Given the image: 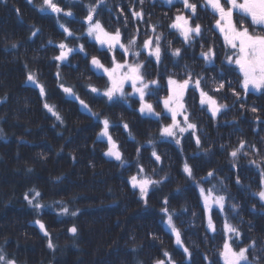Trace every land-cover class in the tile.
I'll return each instance as SVG.
<instances>
[{
    "label": "snow or ice",
    "instance_id": "1",
    "mask_svg": "<svg viewBox=\"0 0 264 264\" xmlns=\"http://www.w3.org/2000/svg\"><path fill=\"white\" fill-rule=\"evenodd\" d=\"M28 2L31 3V0ZM138 3L141 6L139 10L135 5L128 8L133 20L138 22L131 33L127 32V16L123 20L124 32L119 27L114 31L105 27L100 15L107 9L106 0H89L87 4L83 0H42V4L33 5L44 16H54L55 26L62 37L59 41L51 38L47 41V46L57 52L51 57L56 67L57 88L64 98L78 102L79 111L93 122L94 127L99 128L96 141L106 144L103 156L122 170L135 169V173L127 177L126 183L145 212L155 211L150 200L175 180L170 171L171 163L167 165L169 170H165L167 153H160L157 145L166 143L175 146L179 158L177 174L183 184H177L174 191L158 200L159 211L156 214L175 247L182 250L185 257L183 264H191L192 251L185 242V233L197 227V219L204 229L205 242L214 241L217 236L221 238V246L216 248L213 258L210 259L207 253L203 255L206 264H264V240L247 236L242 231L240 225L245 220L241 210L244 206L237 200V194L246 193L249 199L256 201L247 211L264 217V148L248 141L243 135L238 136L235 143L229 140L218 147L215 142L206 146L207 140L202 136L207 138L208 134L203 131L197 116V111L207 115L218 127L222 117L235 111L236 115L225 121L232 126L233 134L243 133L240 124L244 122L255 133L264 131V105L249 103L250 96L264 98V0H161L162 6L169 11L176 9L172 16L164 13L169 20L166 26L160 22L151 23L150 14L145 19L142 7L145 0H138ZM177 5L181 7L177 8ZM73 7L84 12L82 18L72 11ZM107 10L111 13V9ZM124 11V8H120V15H124ZM201 12L213 18L210 26L199 22ZM72 22L80 27L73 29L69 26ZM141 24L143 29L139 26ZM165 27L167 34L179 41V47L173 46V40L168 39L165 31L158 30ZM39 35H42L41 28L31 25L28 40L34 41ZM19 46L14 42L11 49ZM88 47L94 48L100 55L92 54ZM4 51L9 49L6 47ZM190 51L193 62L201 66L199 72L187 62L181 64ZM77 56L84 62L86 72L104 81L103 87H99L91 82V77H87L82 84L87 95L101 99L109 109H131L141 123H155L156 133L147 131V138L141 142L122 114L118 119H113L110 114L94 111L81 99L76 86L67 84L61 73V68L65 66L80 72L79 64L72 63ZM165 61L182 71L169 72ZM151 65H155L154 74L147 71ZM24 68L25 84L38 89L43 108L63 125L64 118L57 106L48 102V92L38 72L30 70L27 64H24ZM209 71L215 75L209 76ZM78 79H85L83 72H80ZM7 99V95L0 98V104L6 103ZM253 124L256 127H252ZM114 129L124 134L125 142L133 144L134 159L125 156L121 143L113 136ZM0 138H5L3 129H0ZM260 143L264 145V137H261ZM186 145H194L188 155L185 154ZM144 153L149 154L145 157ZM218 153L225 155L230 166L227 176L220 175L222 168L213 166ZM167 158L171 160V157ZM145 159L150 171L143 162ZM244 161L258 173L256 191L252 190L251 184L243 182ZM27 171L31 172L32 169ZM230 185L236 187L237 194L231 191ZM188 192L195 194L199 213L191 210L192 205L185 195ZM42 195L38 189L32 188L24 194V200L37 214L33 223L47 239V248L55 252L57 245L46 224L39 218L40 213L54 205L59 206L57 215L61 217H75L79 211L70 210L62 200L54 201L52 205L41 203ZM178 198L184 199L179 209L171 203ZM257 204L260 206L259 212ZM188 216L191 219L185 220ZM217 219L221 221L219 228ZM234 220L238 223H233ZM247 223L251 231L254 226L251 221ZM67 232L75 238L79 229L73 224L67 228ZM150 235L153 241L159 239L154 233ZM130 251L136 253L138 249L132 248ZM0 264H17V261L0 247ZM136 264L143 262L137 260ZM152 264L177 262L172 252L162 249L160 256L153 258Z\"/></svg>",
    "mask_w": 264,
    "mask_h": 264
},
{
    "label": "trees",
    "instance_id": "2",
    "mask_svg": "<svg viewBox=\"0 0 264 264\" xmlns=\"http://www.w3.org/2000/svg\"><path fill=\"white\" fill-rule=\"evenodd\" d=\"M135 2L136 0H106L107 9H111V13L105 9L100 15L105 27L108 30L119 27L124 32L123 20L124 16H127L128 33L133 32L138 22L133 20L128 8L135 5ZM145 2L147 3L146 0ZM83 3L87 4L89 0H83ZM40 4L42 0H31V3L28 0H0V98L5 95L8 97L6 103L0 104V129H3L5 137L0 138V247H3L10 257H14L17 264H136L137 260L143 264H152L153 258L159 257L162 249L172 252L177 264H183L185 257L182 250L175 247L156 214L159 211L158 200L174 191L177 184H183L182 178L177 174L179 158L175 146L166 143L157 145L160 153H167V157H171V160L165 157V170H169L167 165L171 163L173 166L170 171L175 180L150 200L155 211L145 212L126 183L127 177L134 174L135 169L122 170L115 162H109L103 156L106 144L96 141L99 128L94 127L93 122L79 111L78 102L64 98L57 88L55 62L51 60L57 52L47 46V41L49 38L59 41L62 37L55 26L54 16L46 17L33 7ZM135 7L136 10L140 9L136 5ZM120 8H124V15H120ZM143 9L145 19L149 18V14L151 17V8L144 6ZM72 11L81 18L84 15L78 7H73ZM62 22L67 23L63 20ZM31 25H36L42 30V35L34 41L28 40ZM69 26L73 29L80 27L75 22ZM139 26L142 29L144 27L142 24ZM208 35L211 37L212 34ZM172 40L173 46L178 47L179 41L175 38ZM14 42L20 45L17 49H11ZM6 47L9 49L7 52L4 51ZM196 54H199L198 47ZM76 58L79 59L76 61ZM186 58L193 67L201 68L198 63L193 62L191 51L183 61H187ZM73 60L74 64H79L85 79H78L80 72L66 66L61 68L62 76L67 84L76 86L81 99L94 111L110 114L113 119H118L122 114L133 126L137 139L141 142L147 138V131L156 133L155 123H141L131 109H109L101 99L87 95L82 87L87 77H91V82L99 87H103V82L92 73L86 72L84 62L79 56L73 58L72 63ZM183 61L182 63H185ZM24 64H27L30 70L38 72L40 81L46 86L48 102L55 104L64 118L63 125L43 108L38 89L25 84ZM211 74L209 71L208 75ZM163 94L162 92L161 95ZM249 103L264 105V98L250 96ZM234 115L235 111L230 112L217 127L207 115L197 111L201 127L208 134L207 138L202 136V139L207 140L206 146L215 142L218 147L220 143H228L229 140L235 143L237 137L243 135L248 141L264 148L260 143L264 131L253 132L247 122L240 124L243 133L233 134L232 126L225 121L231 120ZM248 116L251 120L250 113ZM252 127L256 125L253 124ZM112 132L114 138L121 143L125 156L130 160L134 159L133 144L125 142L124 134L120 130L114 129ZM193 149L194 145H186L185 154H190ZM149 153H144L145 157ZM143 162L150 171L147 160ZM243 163L246 165V161ZM213 166L223 169L221 176L229 175L230 166L225 155L218 153L213 160ZM29 168L32 169L31 172L27 171ZM58 177L60 179H57ZM257 178L256 170L246 165L242 179L245 184L252 185L253 191L257 190ZM32 188L43 194L41 203L52 205L54 201L62 200L70 210L79 211L75 217H61L57 215L59 206L54 205L53 208L46 207L40 213L39 218L46 224L53 242L57 245L55 252L47 248V239L33 223L37 214L24 200V194ZM230 188L237 194L235 186L230 185ZM185 195L188 203L192 205L191 210L199 213L195 194L188 192ZM237 200L244 206L241 215L245 223L240 227L248 235L244 230L249 228L247 222L251 221L255 227L253 217L255 216L257 221L259 215L250 214L247 209L256 201L249 199L243 192L237 194ZM171 203L179 209L184 199L178 198ZM257 208L260 209L259 204ZM188 219L191 217H185V220ZM220 222L217 219L218 228ZM195 223L197 227L185 233V242L192 251L191 264H206L203 255L207 253L210 259L213 258L216 248L221 246V238L217 236L214 241L205 242L201 221L197 219ZM233 223L238 221L234 220ZM73 224L79 229L75 238L67 232V228ZM150 233H154L159 239L153 241ZM253 233L260 236L258 232ZM132 248H137L138 251L132 253Z\"/></svg>",
    "mask_w": 264,
    "mask_h": 264
},
{
    "label": "flooded vegetation",
    "instance_id": "3",
    "mask_svg": "<svg viewBox=\"0 0 264 264\" xmlns=\"http://www.w3.org/2000/svg\"><path fill=\"white\" fill-rule=\"evenodd\" d=\"M181 7L180 5H177V8ZM150 11H151V23H157V22H160L162 23L163 25H167L169 20L168 18L164 15V13H168V16H172L175 12H176V9L173 8L171 11L168 10V8L166 6H162L161 4V0H155V3H152L150 2ZM212 17L211 15H205L203 12H201V20L199 21L200 23H202L203 25L205 26H210V24L212 23ZM159 31H165L166 35L167 34V30H166V27L165 28H161V29H158ZM174 37L171 36V35H168V39H173ZM177 42V41H175ZM187 59V58H186ZM167 64V66H170L168 63H165ZM171 68V66H170ZM163 69V68H161Z\"/></svg>",
    "mask_w": 264,
    "mask_h": 264
},
{
    "label": "rangeland",
    "instance_id": "4",
    "mask_svg": "<svg viewBox=\"0 0 264 264\" xmlns=\"http://www.w3.org/2000/svg\"><path fill=\"white\" fill-rule=\"evenodd\" d=\"M179 46H180V44H178V47H179ZM188 60H189V59L187 58V61H183V62H187V63H189ZM74 61H75V60H73V63H74ZM76 61H77V59H76ZM181 64H183L182 61H181ZM189 64L191 65V63H189ZM194 68H195V70H199V71H201V68H200V69H198L197 67H194ZM147 71H148L149 73L154 74V72H155V67H154V65L149 66V67L147 68ZM168 71H169V72H172V71L180 72V71H182V69H181V68H173V67L170 68V66H168ZM199 71H198V72H199ZM212 74H213V72H212ZM212 74H211V76H212ZM101 82L104 83L103 80H101ZM223 119H224V117H222V118L220 119V121H222ZM259 211H260V209L257 208V212H259ZM253 219H255V220H254V221H255V227H254L255 229L252 228V230L249 231V228H244V230L248 232V235H247V236H250V237H253V238H257V239H261V240H264V217L259 216L258 220L256 221V218H255V216H254ZM261 220H262V221H261ZM242 227H243V226H242ZM241 229H242V228H241ZM249 232H250L252 235H249V234H250ZM253 232H256V233L258 232L260 236H257V235L254 234Z\"/></svg>",
    "mask_w": 264,
    "mask_h": 264
},
{
    "label": "bare ground",
    "instance_id": "5",
    "mask_svg": "<svg viewBox=\"0 0 264 264\" xmlns=\"http://www.w3.org/2000/svg\"><path fill=\"white\" fill-rule=\"evenodd\" d=\"M148 12V11H147ZM151 12V11H150Z\"/></svg>",
    "mask_w": 264,
    "mask_h": 264
}]
</instances>
